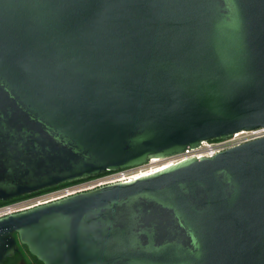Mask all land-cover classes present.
<instances>
[{
    "label": "water",
    "instance_id": "obj_1",
    "mask_svg": "<svg viewBox=\"0 0 264 264\" xmlns=\"http://www.w3.org/2000/svg\"><path fill=\"white\" fill-rule=\"evenodd\" d=\"M260 127L264 0H0V199ZM14 233L42 264H264V136L1 216L0 264Z\"/></svg>",
    "mask_w": 264,
    "mask_h": 264
},
{
    "label": "built area",
    "instance_id": "obj_2",
    "mask_svg": "<svg viewBox=\"0 0 264 264\" xmlns=\"http://www.w3.org/2000/svg\"><path fill=\"white\" fill-rule=\"evenodd\" d=\"M264 136V128H256L253 130H241L238 132L233 133L231 136L225 138V139H220V140H202L199 142L198 146L194 148H189L186 147L181 153L175 154L170 158V163H175L180 160L189 158V157H194V158H200V157H211L214 154L228 149L230 147L239 145L243 142L258 138ZM158 158H150L148 162H154L157 161ZM143 165V164H142ZM117 172L111 174V175H106L104 177H101L99 181H97L95 184L86 186V187H67L63 189L60 192H52L49 193L43 197L35 198L33 200H30L25 203L17 204V205H4L0 207V217L4 215H8L14 212H18L42 203H46L48 201L58 199L67 195L74 194L79 191H84L87 189H91L100 185H104L107 183H113L117 181H126L129 179H132L134 177L139 176L140 174H143V172H137L135 170L133 171H127L125 169L121 170H116ZM140 171V170H139Z\"/></svg>",
    "mask_w": 264,
    "mask_h": 264
},
{
    "label": "flooded vegetation",
    "instance_id": "obj_3",
    "mask_svg": "<svg viewBox=\"0 0 264 264\" xmlns=\"http://www.w3.org/2000/svg\"><path fill=\"white\" fill-rule=\"evenodd\" d=\"M164 159H166V158H158L157 161H161V160H164ZM143 165H146L147 167H151L152 165H155V164L150 163V162L147 161ZM143 165L134 166V167H128V168H124V169L127 170V171L135 170L137 168H140ZM115 172H117V171H111L109 173H106V174L103 173V174H100V175L95 176V177L85 178L82 181H79L77 183L68 184V185H54V187L56 186V188L53 189V190H51V187H53V186H50V187H45V188H42V189H39V190H36V191H32L30 193H24V194H21V195L11 196V197L6 198V199H0V207L4 206V205H17V204L25 203V202H28V201L33 200L35 198L43 197V196H45V195H47L49 193L60 192V191H62L63 189H65L67 187H72V186H75V185H80L82 183L93 181V180L99 179L101 177H104L106 175H111V174H113ZM14 237H15L16 244H17V250H16V252L14 253L13 256L9 257V260H14L15 259V261L12 264H17V262L20 259H22L24 261V264H27L25 258L32 259V257H31L32 255L29 252H27V249H26V247L24 245H21L18 242V239H17V236H16L15 233H14ZM20 246H23V251H24L23 253H21L20 250H19ZM27 253H29V254H27ZM21 254H23V255H21ZM8 261H6V262H8Z\"/></svg>",
    "mask_w": 264,
    "mask_h": 264
},
{
    "label": "rangeland",
    "instance_id": "obj_4",
    "mask_svg": "<svg viewBox=\"0 0 264 264\" xmlns=\"http://www.w3.org/2000/svg\"><path fill=\"white\" fill-rule=\"evenodd\" d=\"M169 161H170V158H166V159L161 160V161L150 162V163H153V164H155V165H152L151 167H147L146 165H143V166H141L140 168L135 169V171L145 173V172L149 171L150 169H151V170H152V169H156V168L162 166L163 164L168 163ZM168 165H169V164H168ZM140 169H141V170H140ZM139 170H140V171H139ZM131 171H133V170H131ZM100 179H101V178L96 179V180H93V181H89V182H86V183H82V184H80V185H77L76 187H80V186H81V187L90 186V185L95 184V183H96L97 181H99Z\"/></svg>",
    "mask_w": 264,
    "mask_h": 264
},
{
    "label": "trees",
    "instance_id": "obj_5",
    "mask_svg": "<svg viewBox=\"0 0 264 264\" xmlns=\"http://www.w3.org/2000/svg\"><path fill=\"white\" fill-rule=\"evenodd\" d=\"M109 172H111V171L107 170V171L104 172V174L109 173ZM82 180H84V179H78V180H75V181L64 182V183H60V184H56V185H68V184H72V183H77V182L82 181ZM55 188H56V186L55 187L53 186V187H51V190H53ZM19 250H20L21 253H23L24 252L23 251V246H20ZM27 254H29V253H27ZM21 255H23V254H21ZM31 257H32V259L25 258L27 264H42L34 256H31ZM8 260H9V258H6L5 261L2 264H12L15 261V259L14 260H9V261ZM6 261H8V262H6Z\"/></svg>",
    "mask_w": 264,
    "mask_h": 264
},
{
    "label": "bare ground",
    "instance_id": "obj_6",
    "mask_svg": "<svg viewBox=\"0 0 264 264\" xmlns=\"http://www.w3.org/2000/svg\"><path fill=\"white\" fill-rule=\"evenodd\" d=\"M168 164H170V162L165 163V164H163L162 166H160V167H158V168H156V169H152V170H150V171H147V172H145V173H143V174H147V173H150V172L156 171V170H158V169H161V168H163V167L168 166ZM143 174H140V175H143Z\"/></svg>",
    "mask_w": 264,
    "mask_h": 264
}]
</instances>
